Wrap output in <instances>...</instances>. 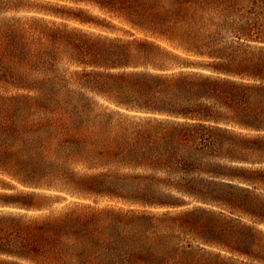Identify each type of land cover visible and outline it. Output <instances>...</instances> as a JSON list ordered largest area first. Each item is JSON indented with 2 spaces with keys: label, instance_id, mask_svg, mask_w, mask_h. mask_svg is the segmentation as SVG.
<instances>
[{
  "label": "trees",
  "instance_id": "trees-1",
  "mask_svg": "<svg viewBox=\"0 0 264 264\" xmlns=\"http://www.w3.org/2000/svg\"><path fill=\"white\" fill-rule=\"evenodd\" d=\"M0 264H264V0H0Z\"/></svg>",
  "mask_w": 264,
  "mask_h": 264
},
{
  "label": "rangeland",
  "instance_id": "rangeland-1",
  "mask_svg": "<svg viewBox=\"0 0 264 264\" xmlns=\"http://www.w3.org/2000/svg\"><path fill=\"white\" fill-rule=\"evenodd\" d=\"M63 66H64V65H62V67H63ZM90 96H92V95H90ZM93 99H94V100H98V101H100V103H103V102H104V100H102L101 98H95L94 96H93ZM93 106L96 107L95 104H94ZM13 171H15V170H13ZM12 182L16 183L15 181H12Z\"/></svg>",
  "mask_w": 264,
  "mask_h": 264
}]
</instances>
